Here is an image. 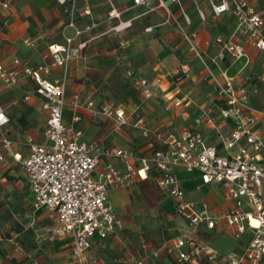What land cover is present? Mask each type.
<instances>
[{
	"label": "crops",
	"instance_id": "obj_1",
	"mask_svg": "<svg viewBox=\"0 0 264 264\" xmlns=\"http://www.w3.org/2000/svg\"><path fill=\"white\" fill-rule=\"evenodd\" d=\"M7 1L10 9L0 4V64L11 66L14 57L30 64H49L52 59L48 45L64 44L66 37H71L72 45L78 46V54L66 67L52 66L45 76L49 80H56L65 74L63 122L80 128L83 139L97 140L105 146L128 148L135 154L148 157L151 155L148 142L155 139L154 130L175 137H180L186 130H196L207 142L219 145L232 127L229 119L217 116L218 109L225 105L217 87L228 78L248 89L253 108L264 109V83L257 80V76L264 71V51L254 48L245 37L234 35L236 21L233 15L229 11L213 15L205 0H157L143 13L151 16L159 14L158 19L144 24L137 31L132 20L138 14L128 15L125 17L127 20H123V10L118 11L115 7L112 8L118 12V16H109L112 8L106 10L105 0H77L75 26L84 28L89 23L95 24L79 35H75L74 28L68 25L70 16L67 9L55 0ZM252 1L264 14V0ZM134 7L129 0L125 10ZM109 31L114 35V42L106 49L104 47L109 36L105 34ZM216 36L231 38L242 45L243 54L232 56L214 41ZM190 38L195 41L201 58L190 50ZM122 60L130 65L125 72L134 79L132 83L113 88L117 97L109 100L116 107H121L127 116V122L119 126L112 118L98 111L100 102L106 100L98 101L102 98L100 87L105 79L101 77L102 82L94 86L88 85L87 79L86 82H79L74 78L90 80L89 74L100 75L106 70L105 63ZM180 65L186 66L187 73L178 80L176 72ZM137 78H145L151 83L154 90L151 96L145 97L136 88ZM34 90V81L21 72L14 84L0 81V106L9 117L3 131L13 141V152L22 158L28 152L27 135L41 141L46 126L47 114L40 107L42 98ZM75 92L80 95V103L76 106L70 102ZM88 100L93 101L91 108L87 106ZM176 100H180V104L176 105ZM204 109L212 113L211 122L195 120ZM134 112L138 113L141 122L136 121ZM28 121L31 125L26 133H20L18 128ZM142 126L150 129L148 134H142ZM258 132L264 140V114L259 115ZM155 144L160 145L158 142ZM106 164H111L120 173L125 171L119 159L104 155L94 175L103 171ZM175 173L185 201L193 202L196 206L203 201L209 211L217 215L226 209L228 203L222 195L220 184L203 183L197 171H186L181 166L175 167ZM8 177L10 180H7ZM6 188L14 189L10 197L23 204L28 203L37 215L36 219H42L38 213L46 210L32 207L26 174L11 156L0 161V189ZM150 189L153 193L148 192ZM158 197V202L166 211L160 225L152 218L153 202ZM107 200L121 218L123 226L108 238L92 243L89 256L94 260L93 264H134L137 260L143 264H196L192 259H178L179 252L187 250L188 246L176 248L172 245L174 239L186 235L194 243L206 244L220 253L241 252L248 239L247 234L239 238L232 236L222 220L214 228L201 223L192 229L185 218L174 213L172 200L159 190L151 174L144 179L136 178L127 186L109 189ZM45 214L51 216L53 213L46 211ZM34 221L35 217L32 218ZM67 238L70 247L65 257L52 264L68 260L71 240ZM31 264L41 263L34 260ZM198 264L221 263L202 257Z\"/></svg>",
	"mask_w": 264,
	"mask_h": 264
},
{
	"label": "built area",
	"instance_id": "obj_2",
	"mask_svg": "<svg viewBox=\"0 0 264 264\" xmlns=\"http://www.w3.org/2000/svg\"><path fill=\"white\" fill-rule=\"evenodd\" d=\"M86 1V0H84ZM151 0H131L132 6L146 5ZM178 1V0H172ZM65 7L70 19L68 25L74 28L75 35L92 28L89 23L84 28L75 26V7L77 0H55ZM213 15L229 11L236 21L234 35L245 37L257 50L264 51V14L252 0H205ZM3 8L10 9L7 0L0 1ZM87 12V10H86ZM202 15L201 10L199 11ZM109 16H118L112 8ZM1 26V22H0ZM28 44L32 42L25 40ZM214 41L225 48L232 56L243 54V46L231 38L216 36ZM189 48L201 58L197 45L189 39ZM78 46L72 45V38L66 37L64 44L48 45L52 59L49 64H30L26 60L14 57L11 66L0 64V81L14 84L18 75L29 76L35 83L34 92L41 96V109L47 114L43 138L37 141L27 135L28 152L23 158L13 152V141L3 131L9 123V117L0 106V161L11 156L26 174L31 192V205L34 209H45L55 214L58 227L53 232L66 235L71 240L68 260L58 264H93L89 250L94 241L104 240L118 232L123 222L113 211L107 200L111 188L129 185L136 178L144 179L151 174L156 186L173 202V211L185 218L192 229L201 223L214 228L223 221L228 232L239 238L248 235L241 252L220 253L206 244H197L186 235L173 240L176 248L188 246L178 254L180 261L192 259L196 264L202 257L221 264H264V140L258 132L259 115L264 109L250 105L249 91L236 85L231 78L218 85L217 91L223 97L225 105L217 111V116L229 119L232 123L229 134L219 145L207 142L196 130H186L180 137L154 130L155 139L148 142L151 155L135 154L128 148L105 146L97 140H86L82 130L65 124L62 118L66 104V76L49 80L46 74L52 66L66 67L78 54ZM187 73L185 65H180L176 72L179 80ZM264 83V71L257 76ZM136 88L145 96L154 93L151 83L145 78L135 80ZM71 104L80 103V95L71 96ZM176 100V105L180 104ZM92 107L93 101L88 100ZM98 111L112 118L117 125L127 122V116L121 107L112 101L100 102ZM137 122L141 119L133 113ZM75 119L78 116H74ZM212 113L204 109L195 120L211 122ZM150 129L142 126L143 135ZM155 142L160 144L156 146ZM119 159L125 171L118 172L111 164H106L103 171L94 175L101 156ZM181 166L186 171H197L203 183H217L223 188L222 195L228 203L220 214H212L206 203L199 206L183 199L184 192L175 173V167ZM134 264H143L137 260Z\"/></svg>",
	"mask_w": 264,
	"mask_h": 264
},
{
	"label": "rangeland",
	"instance_id": "obj_3",
	"mask_svg": "<svg viewBox=\"0 0 264 264\" xmlns=\"http://www.w3.org/2000/svg\"><path fill=\"white\" fill-rule=\"evenodd\" d=\"M157 0H152L141 6H136L130 10H125L129 6V0H105L106 10L108 8L115 7L118 11L123 10V20H127L125 17L130 15H137L133 20V27L137 31L143 27L144 24H150L155 22L159 14L150 15L143 13L148 6L154 5ZM150 4V5H149ZM146 17L147 20L145 19ZM109 41L104 48L108 49L113 41L114 35L112 31L108 34ZM107 65L106 70L101 72V76L94 73L89 74L88 78L79 77L74 78L81 82L82 80L88 85L97 86L103 82V89L100 87L102 99L115 100L117 97L113 88L122 87V85L132 83L134 77L125 72L129 69L127 61L113 62L109 61L105 63ZM103 75V76H102ZM128 76V77H127ZM116 91V90H115ZM29 124V121L23 125L22 128H18L20 133L25 134ZM7 180H10L8 177ZM148 190V192H150ZM14 189H0V264H31L34 260L41 264H52L58 262L65 257L67 249L70 247V241L66 235H61L53 232V228L58 227V221L54 214L51 216L45 214L46 211L38 213V217L42 219H36L37 215L33 212L28 203L23 204L10 197L11 193H14ZM151 193H153L151 191ZM14 197V196H13ZM159 197L153 202L154 212L152 218L155 219V223L160 225L163 220V215L166 214L162 203L158 202ZM35 217V221L32 222V218Z\"/></svg>",
	"mask_w": 264,
	"mask_h": 264
}]
</instances>
